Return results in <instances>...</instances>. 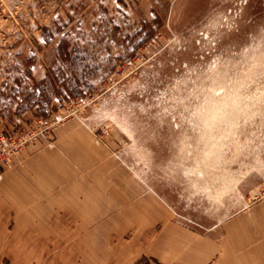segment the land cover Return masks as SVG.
<instances>
[{"label":"rangeland","instance_id":"rangeland-1","mask_svg":"<svg viewBox=\"0 0 264 264\" xmlns=\"http://www.w3.org/2000/svg\"><path fill=\"white\" fill-rule=\"evenodd\" d=\"M47 76L54 108L8 119ZM79 123L113 175L145 183L196 232L260 200L264 0H0V138L27 135L19 157ZM136 203L115 207V253L98 264H154L153 220Z\"/></svg>","mask_w":264,"mask_h":264},{"label":"crops","instance_id":"crops-1","mask_svg":"<svg viewBox=\"0 0 264 264\" xmlns=\"http://www.w3.org/2000/svg\"><path fill=\"white\" fill-rule=\"evenodd\" d=\"M105 154L79 123L0 166V264H42L50 253L61 261L73 254L74 264H98L97 255L107 261L113 222L125 218L115 207L132 200L153 220L149 253L161 264H264V198L196 232L176 223L173 208L145 183L113 175Z\"/></svg>","mask_w":264,"mask_h":264},{"label":"trees","instance_id":"trees-1","mask_svg":"<svg viewBox=\"0 0 264 264\" xmlns=\"http://www.w3.org/2000/svg\"><path fill=\"white\" fill-rule=\"evenodd\" d=\"M30 75V74H29ZM47 86V92H46V89H45V85ZM42 85L44 87H41V88H37L39 91H41V97L39 96L38 98H36L34 100V103L31 104V101L33 98H35V95H36V92L34 91L32 94L28 95L27 98H24L23 100L25 101V103L17 106V108L14 110V112L12 113L13 110H10L9 111V115L10 117L8 119L11 120V116H20L22 115L25 111L27 110H32L35 108V106L37 107V110L38 112L41 111L40 107L44 104V102L46 103V107L44 108V110L46 111V109H49L51 106H52V103H53V99L54 98H57L59 96V92L56 91L55 87L53 86L54 83L53 81L51 80V78L49 76H47L44 81H42ZM69 96H77V90L71 88L69 89V91L67 92ZM46 100V101H45ZM31 106V107H27V106ZM53 107V106H52ZM54 108V107H53ZM41 115H43V113H41ZM154 264H161L160 262L156 261V260H152ZM150 264L149 262H147L145 260H141L139 261V264Z\"/></svg>","mask_w":264,"mask_h":264},{"label":"built area","instance_id":"built-area-1","mask_svg":"<svg viewBox=\"0 0 264 264\" xmlns=\"http://www.w3.org/2000/svg\"><path fill=\"white\" fill-rule=\"evenodd\" d=\"M6 134L0 138V166L1 163L8 164L10 159L18 158L19 153L22 151L27 141L28 136L25 134ZM264 198V188L258 192L256 199Z\"/></svg>","mask_w":264,"mask_h":264}]
</instances>
